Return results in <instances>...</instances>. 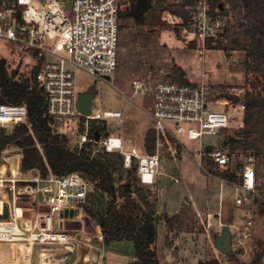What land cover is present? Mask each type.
<instances>
[{"label":"built area","instance_id":"obj_1","mask_svg":"<svg viewBox=\"0 0 264 264\" xmlns=\"http://www.w3.org/2000/svg\"><path fill=\"white\" fill-rule=\"evenodd\" d=\"M177 1L183 5L187 26L203 50L226 43L225 21L218 9L211 11L209 0ZM65 3L0 0V39L22 47L32 56L35 82L45 96L46 114L59 120L77 119L82 127L80 146L88 143L121 155L126 169L135 164L138 184L152 188L162 177L174 184L181 182L178 166L174 165L175 173H166L164 164L175 163L178 153L186 152L182 140L198 141L206 135L243 128L245 105L239 92H229L239 96L234 103L221 97L228 91L204 80L198 84L160 80L149 87L146 79H134L133 95L148 90L152 97L149 130L154 140L150 150L144 143L140 149H127L121 130L124 112L93 109V99L90 114H79L74 77L79 69L97 84L107 81L116 70L122 0H70L68 7L63 6ZM21 124H27L25 106L0 102V130L10 132ZM9 158L14 159L16 171ZM20 159V153H11L7 147L0 151V244L14 247L23 262L30 260L36 247L53 246L60 250L62 264H100L90 254L92 236L69 227L84 214L92 183L77 172L55 176L48 171L40 176L35 171L25 177ZM194 161L209 176L203 162L225 172L229 170L230 154L223 148L199 150ZM257 187V161L249 154L233 184L235 205L244 211L242 227L230 234L233 253L243 250L252 237L254 219L259 214L252 210ZM23 197L29 203L24 208L19 203ZM54 258L53 251L41 252L37 264H52Z\"/></svg>","mask_w":264,"mask_h":264},{"label":"rangeland","instance_id":"obj_2","mask_svg":"<svg viewBox=\"0 0 264 264\" xmlns=\"http://www.w3.org/2000/svg\"><path fill=\"white\" fill-rule=\"evenodd\" d=\"M63 1H66L63 6L68 7L70 0ZM150 4L149 8L136 17L133 15L136 1L122 0L117 67L109 81L96 84L98 93L93 100V109L124 112L121 130L127 149H140L142 135L146 136L152 125L149 116L152 97L148 90L133 95L131 82L134 79H146L149 87L160 80L190 84H198L204 80L219 90L244 95L242 88L245 77L232 70L244 61V53L233 52L227 56L222 50L213 47L203 50L188 26H184L182 19L171 12L180 4L177 0H150ZM31 57L22 47L0 39V58L5 60L8 72L15 71L16 80L30 76L34 68ZM180 70L184 72L182 76ZM167 75L169 76L166 77ZM74 77L77 94L85 92L93 84L92 78L82 70H75ZM248 78L251 79L252 76L249 75ZM128 97H131L130 102L125 101ZM55 129L68 139L71 148L80 146L82 127L77 119H56ZM235 130L234 127L215 136L206 135L198 141L182 140L186 152L180 151L175 163L164 164L166 173H175L174 165L178 166L180 172L177 173L181 175V182L174 184L162 177L151 188L156 197L157 214L172 215L179 206L181 210L186 205L193 216L190 225L192 229L189 231L169 232L162 220L158 222L155 249L159 264H199L212 259L220 264H233V258L249 264L256 255L264 252V210L261 213L260 208V203L264 204V173L261 168L258 166L257 169L258 187L252 207L259 214L254 219L252 237L244 244L243 250L231 252V258L228 257L229 254L223 255L215 248V238L221 235L224 225L229 226L230 234L242 227L241 217L244 211L235 205L233 184L237 182L238 169L246 157L241 152L229 153V170L236 177L234 183L222 180L220 174L224 171L217 167L209 176L205 175L194 161L199 150L206 152L215 148L227 149ZM94 148L101 149L99 146ZM7 149L11 153L21 154L13 146ZM203 166L207 169V162L204 161ZM35 173L32 171L24 175L29 177ZM19 203L23 208L29 206L25 197L20 198ZM218 211L220 217L214 215ZM83 213L69 227L81 229L83 233L92 236V243L97 246L100 240L96 237L94 239L96 224L84 210ZM209 214L211 216L208 220ZM115 244L105 255L109 264H124L134 260L135 252L130 242ZM261 264H264L263 259Z\"/></svg>","mask_w":264,"mask_h":264},{"label":"trees","instance_id":"obj_3","mask_svg":"<svg viewBox=\"0 0 264 264\" xmlns=\"http://www.w3.org/2000/svg\"><path fill=\"white\" fill-rule=\"evenodd\" d=\"M209 3L211 11L218 9L225 21L226 43L218 44L215 49L227 56L231 52L244 53V61L232 69L245 77L244 126L234 131L227 149L229 153L241 152L245 157L253 154L257 169L259 166L264 173V0H209ZM171 12L187 26V13L181 3ZM35 73L36 67L29 77L16 80L15 71L8 72L5 60L0 58V102L23 105L27 111L26 125H18L10 132L0 130V151L9 146L19 149L23 173L38 171L40 176L48 171L55 176L79 173L92 183L83 210L95 222L103 245L130 242L135 257L127 264H159L155 249L158 222L162 220L169 232L189 231L191 211L184 205L171 217L158 215L156 197L151 188L138 184L135 164L126 169L121 155L98 150L88 143L71 148L68 139L55 129L56 119L46 114L45 96L35 82ZM153 140L154 133L149 130L144 139L148 150ZM206 168L209 173L214 171L209 163ZM220 178L227 183L236 180L230 170L222 172ZM260 204L262 213L264 204ZM233 259V264H245ZM261 259L264 260V252L249 264H261ZM199 264L220 263L212 259Z\"/></svg>","mask_w":264,"mask_h":264},{"label":"crops","instance_id":"obj_4","mask_svg":"<svg viewBox=\"0 0 264 264\" xmlns=\"http://www.w3.org/2000/svg\"><path fill=\"white\" fill-rule=\"evenodd\" d=\"M240 74H242V73H240ZM144 135L145 134L142 135V144L141 145H143V141H144V138H145ZM179 210H180V206L178 207L177 212ZM175 214H172V215L168 214V217H171V216H173ZM214 215L220 217L219 211L216 212ZM210 216L211 215L209 214L208 215V220H209ZM95 230H96L95 231L96 235L94 236V239L96 237L98 240H100V243L97 246L95 244H93V248L90 251L91 257H92L93 260H96L100 264H104V263L105 264H109L108 262H110V261L106 259L105 255L107 253V250L109 248L112 249L113 246L114 247L116 246V244L112 243L109 246L105 247L102 244V238H101V235H100V232H99L97 226H96ZM52 251L55 252V258L52 260V264H62L60 262V260H59V257L61 256L60 250H58V248L53 247V246L36 247L33 250V253H32V256H31L30 260L28 262H23L21 260V258H20V255L18 254L17 250L14 247H12L10 245H7V244H0V261L2 260V264H37L38 263V255H39V253H41V252H52ZM124 264H127V263H124Z\"/></svg>","mask_w":264,"mask_h":264},{"label":"water","instance_id":"obj_5","mask_svg":"<svg viewBox=\"0 0 264 264\" xmlns=\"http://www.w3.org/2000/svg\"><path fill=\"white\" fill-rule=\"evenodd\" d=\"M150 2L148 0H138L133 10V15L138 17L140 16L147 8L150 7ZM184 72L180 70V75L182 76ZM107 81L110 78L106 79ZM98 93L96 88V84H92L88 87V89L80 93L78 96V100L76 103V108L79 114L81 115H88L90 114V109L92 105V100L95 98V95ZM222 98L229 99L230 101L236 103L239 101V96L236 94H232L229 92L221 93ZM98 133L95 135V139H98ZM185 204H187L185 202ZM222 233L220 236L215 238V248L223 255H228L231 253V246H230V233H229V226L224 225L222 227Z\"/></svg>","mask_w":264,"mask_h":264},{"label":"bare ground","instance_id":"obj_6","mask_svg":"<svg viewBox=\"0 0 264 264\" xmlns=\"http://www.w3.org/2000/svg\"><path fill=\"white\" fill-rule=\"evenodd\" d=\"M10 159V162H11V164H12V168H13V171H16V164H15V162L13 161L14 159L13 158H9ZM1 170H3V169H1ZM4 262V261H3Z\"/></svg>","mask_w":264,"mask_h":264}]
</instances>
